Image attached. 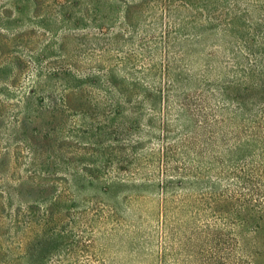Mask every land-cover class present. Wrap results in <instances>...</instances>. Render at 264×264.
I'll use <instances>...</instances> for the list:
<instances>
[{"label":"rangeland","instance_id":"rangeland-1","mask_svg":"<svg viewBox=\"0 0 264 264\" xmlns=\"http://www.w3.org/2000/svg\"><path fill=\"white\" fill-rule=\"evenodd\" d=\"M108 6L116 11L107 15ZM160 7L158 0H0V264H183L181 229L186 218H193L195 208L187 205V200L194 199L188 197L185 189L164 196L156 187L163 176L147 159L151 150L157 151L166 143L157 140L160 133L157 115L143 103L140 90L130 88L137 67L130 66L128 71L119 67L118 48L123 52L136 47L116 46L117 51L110 48L109 55H103L97 47L100 41L94 39L106 34L111 18L116 21L111 32L125 35L124 12L132 13L139 8L157 12ZM227 7L232 9L231 4ZM238 10L242 12L241 20L258 19V15H249L244 1ZM150 25L146 18L141 29L148 30ZM220 34L221 31L207 41L195 42L198 44L189 62L190 73L200 72L203 55L209 52L216 57L211 58L214 77L220 73L218 66H221L228 70L230 79H226H237L242 87L264 81L255 57L235 44V37ZM244 34L245 31L241 36ZM174 49L170 48V52L174 53ZM34 54H44L45 70L56 64L75 71L81 67L84 72L98 67L100 72L113 70L116 84H121V80L129 84L128 98L121 100L109 92L87 88L84 98H71L68 105L61 107L57 102L60 86L55 80L40 82L32 88L37 73L34 65L27 64V59ZM61 54L62 63L57 60L53 64L51 58ZM142 62L145 66L152 61ZM23 64L27 68L18 73ZM249 69H254L257 75L253 82L243 75ZM13 72L17 75L11 83L8 78ZM130 72L132 76L127 77ZM159 81L157 76L151 79L154 83ZM110 104L119 106L118 110L111 109L120 113L118 116L107 110ZM83 107L84 115L70 111ZM249 109L252 113L258 110L253 106ZM168 114L171 130L177 133L178 126L173 121L176 112L172 110ZM138 115H141L139 119ZM101 120L109 126H118L111 131L119 136L129 132L127 137L123 136L127 140L123 141L124 148L130 150H123L126 157L120 167L127 166L124 174L106 167L105 158L100 156L103 153L93 145L97 143L92 137L95 135L103 143V149H107L105 142L109 137L105 133L100 135L102 129L97 125ZM18 123L26 129L25 133L19 127L16 129ZM117 134L114 137L122 140ZM29 136L34 137L31 143L27 141ZM176 136L169 142L173 149L179 147ZM33 158L38 159L33 161ZM92 169L100 179L94 189H89L83 170ZM128 170L140 173L127 175ZM75 178L81 183L76 185ZM83 179L87 182L83 183ZM18 181L24 183V189L8 197V187H14ZM111 183L128 184L126 191L114 197V206L96 191ZM240 201L231 209L244 217L246 229L253 230L255 223L246 216L260 213L264 206ZM164 212L168 215L165 229L161 225ZM195 218L188 225L192 233L202 222ZM79 233L81 244L70 248L75 234ZM242 236L243 240H253L251 235Z\"/></svg>","mask_w":264,"mask_h":264},{"label":"trees","instance_id":"trees-1","mask_svg":"<svg viewBox=\"0 0 264 264\" xmlns=\"http://www.w3.org/2000/svg\"><path fill=\"white\" fill-rule=\"evenodd\" d=\"M243 1L250 10L249 15H258V19L241 20L242 12L238 7ZM158 2L161 7L157 12L147 8H139L132 13L124 12L122 19L127 28L125 35L111 32L116 28V21L111 18L106 34L94 39L100 41L97 47L103 55H109L110 48L117 51L116 46L136 47L123 52L122 48L117 47L120 49L118 55H121L119 67L126 71L130 66L137 67L136 78L130 88H138L143 103L157 115L160 132L157 140L166 143L157 151L151 150L147 159L151 167L163 176L158 180L156 187L159 194L164 196L176 193L177 189H185L190 195L188 197L194 199L187 200V205L195 208L194 214H191L193 218H186L185 227L181 229L183 264H264V210L246 216L247 220L254 221L256 226L253 230H248L243 225L245 221L240 212L231 209L241 202L240 200L258 204L259 207L264 206V81L253 82L257 75L254 69H249L246 73L243 72V75L249 76L253 85L242 87L237 79L228 80V70L221 66H218L220 73L214 77L215 68L211 58L216 57L209 52L203 55L204 64L197 75L191 74L189 68V62L195 52L194 46L198 44L195 42L207 41L221 31V36L229 34L235 37V44L241 46L240 48L244 47L248 55L255 57L261 76H264V0ZM228 4H231L232 9L227 7ZM106 10L107 15L109 11H116L110 6ZM146 18L151 25L148 30H143L141 25ZM243 31L245 34L241 36ZM175 47L177 49H174ZM170 48L175 50L174 53L170 52ZM62 58L61 54L51 59H54L55 64L57 60L62 63ZM28 59L27 64L34 65L37 73V82L32 88H36L40 82L44 84L55 80L57 86H60L57 102L61 107L68 105L71 98H84L87 88L109 92L110 95L119 96L121 100L128 98L129 84L124 80H121V84H116L117 76L113 70L100 72L98 67L84 72L86 70L81 67L75 71L71 67L57 64L45 70L47 66L44 67V54H34ZM150 59L152 62H144V66L142 61ZM137 63L142 65L137 66ZM27 64L19 66L18 73H22ZM16 75L17 72L11 73L8 80L13 83ZM130 76L132 72L127 74V77ZM155 76L161 82H151ZM33 93L35 90H32ZM27 97L26 95L25 98ZM43 101L44 99L39 103L42 104ZM252 106L254 109L258 108V113L250 111ZM84 109L83 107L70 111L84 115ZM111 109L118 110L117 104L108 105L107 110H110L112 115L120 114ZM172 110L176 112L173 121L178 126L177 133L171 130L173 125L168 113ZM140 117L141 115L137 116L138 119ZM151 121L149 119L150 124L153 123ZM137 123L139 125V121ZM104 124L106 126H103ZM97 125L102 129L99 134L105 133L109 137L108 142H105L107 149L104 150L100 139L92 135L93 140L97 142L93 145L98 147L99 152L103 153L100 156L106 160L105 166L116 168L117 172L123 171L122 174L126 173L127 166L121 168L120 165L126 157L123 150L130 151L124 148L126 145L123 142H127L123 136L127 137L129 132L119 136L111 131L118 129V126H109L104 120ZM122 125L119 123L120 129H123ZM17 127L20 132H26L20 123L16 129ZM138 128L139 126L137 130ZM14 132L17 135V131ZM116 134L122 140L116 139ZM173 135H177V149L169 145ZM32 138L34 137H27V141L31 143ZM110 145H113V148ZM36 159L38 158H33V161ZM87 171L83 170V173L87 175L88 182L85 179L82 182H87L89 189H94V185L99 184L100 177L94 169ZM134 173L138 171L128 170L127 175ZM73 182L78 185L81 180L75 178ZM122 183L101 186L96 188V191L114 206V197L127 190L128 184ZM33 184L32 179L31 187ZM24 187V183L18 181L14 187H8L7 196L20 194ZM112 198L114 199L111 200ZM195 217L202 222L192 233L193 230L188 225L194 222ZM167 219L166 212L161 214V225L164 229L168 223ZM243 234L251 235L253 240H243ZM80 237V233L75 234L70 248L79 247L82 239Z\"/></svg>","mask_w":264,"mask_h":264}]
</instances>
